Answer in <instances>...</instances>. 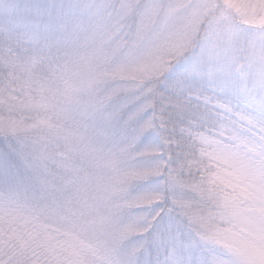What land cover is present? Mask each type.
I'll use <instances>...</instances> for the list:
<instances>
[{
	"label": "clouds",
	"instance_id": "obj_1",
	"mask_svg": "<svg viewBox=\"0 0 264 264\" xmlns=\"http://www.w3.org/2000/svg\"><path fill=\"white\" fill-rule=\"evenodd\" d=\"M0 264H264V0H0Z\"/></svg>",
	"mask_w": 264,
	"mask_h": 264
}]
</instances>
